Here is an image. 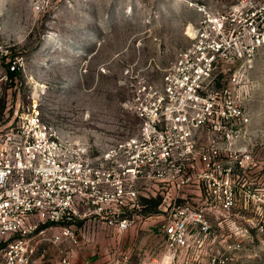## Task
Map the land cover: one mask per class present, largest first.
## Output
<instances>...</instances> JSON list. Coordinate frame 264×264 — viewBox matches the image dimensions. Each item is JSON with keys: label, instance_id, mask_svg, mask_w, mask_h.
<instances>
[{"label": "built area", "instance_id": "2783aa9c", "mask_svg": "<svg viewBox=\"0 0 264 264\" xmlns=\"http://www.w3.org/2000/svg\"><path fill=\"white\" fill-rule=\"evenodd\" d=\"M190 4L199 13L187 25L190 44L159 84H137L130 103L139 119L133 135L94 151L60 139L35 108L0 125V264H31L40 239L78 246L83 223L127 228L142 212L143 181L172 188L184 182H264V161L240 143L251 119L249 70L264 44V0H236L220 9L209 1ZM5 64L0 84L15 69L14 60ZM166 191L163 252L137 264H175L190 234L201 245L209 232L201 210L175 202L172 190ZM220 196L228 208L230 188ZM54 225L59 230L49 234ZM223 247L208 252L207 264H226L242 248L241 239L225 240ZM72 254L73 248L65 250L59 264H71Z\"/></svg>", "mask_w": 264, "mask_h": 264}, {"label": "rangeland", "instance_id": "374dc122", "mask_svg": "<svg viewBox=\"0 0 264 264\" xmlns=\"http://www.w3.org/2000/svg\"><path fill=\"white\" fill-rule=\"evenodd\" d=\"M190 1L220 9L236 0H0V76L7 58L15 64L0 84V125L35 108L60 139L94 151L133 135L139 119L130 103L137 84H159L190 44L187 25L199 18ZM215 78L220 85L221 74ZM249 78L251 119L240 143L262 162L264 44ZM225 187L232 196L228 208L220 196ZM172 194L175 202L201 210L209 224L201 245L189 235L175 264H207L208 252L239 239L242 248L226 264H264V182H184ZM152 203L146 208L155 210ZM244 228V236L232 233ZM157 238L163 244V234Z\"/></svg>", "mask_w": 264, "mask_h": 264}, {"label": "crops", "instance_id": "0c3cea01", "mask_svg": "<svg viewBox=\"0 0 264 264\" xmlns=\"http://www.w3.org/2000/svg\"><path fill=\"white\" fill-rule=\"evenodd\" d=\"M167 189L173 191L166 182H140L142 212L127 228L118 229L100 222L83 223L84 239L78 246H72L68 240L51 242L40 239L31 254V264H59L60 256L68 248H73L71 264H115L124 257L128 264H137L158 258L163 252V244L157 236L162 233ZM156 195L160 197L155 198ZM149 203L154 204L155 210L146 208ZM58 230L59 226L54 225L48 233ZM153 236H156L154 241Z\"/></svg>", "mask_w": 264, "mask_h": 264}, {"label": "bare ground", "instance_id": "6f19581e", "mask_svg": "<svg viewBox=\"0 0 264 264\" xmlns=\"http://www.w3.org/2000/svg\"><path fill=\"white\" fill-rule=\"evenodd\" d=\"M189 31H192L191 27L189 26Z\"/></svg>", "mask_w": 264, "mask_h": 264}]
</instances>
